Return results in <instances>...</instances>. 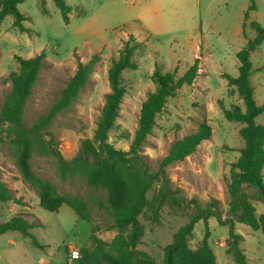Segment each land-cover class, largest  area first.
<instances>
[{"label": "rangeland", "instance_id": "rangeland-1", "mask_svg": "<svg viewBox=\"0 0 264 264\" xmlns=\"http://www.w3.org/2000/svg\"><path fill=\"white\" fill-rule=\"evenodd\" d=\"M66 1L72 7L69 23L64 21L54 0H46L47 13L42 11L41 0L19 3L20 11L30 18L24 21L30 32H21L13 26L11 14L0 21V110L11 89L10 74L19 67L17 55L31 57L42 50L46 53L25 108L24 120L32 124L51 107L78 63L97 53L99 60L88 83L72 107L60 113L48 128L67 159L78 153L83 138L93 136L105 96L110 90L108 68L131 34L137 40H145V45L134 56L138 67L123 71L127 92L116 124L109 132V141L118 149L128 150L130 147L141 104L148 92L155 88L151 75L156 63L163 71L176 70L179 76L195 58H199L198 75L191 84L183 85L167 100L141 148L150 170L158 171L161 159L176 139L195 131L204 119L212 126V136L203 140L194 153L164 169L170 187L182 194L184 203L179 207L166 203L160 210L159 223H152L144 213L140 215L145 233L138 247L161 261L163 247L197 212V205L206 208L215 202L223 220L228 216L230 163L237 159L239 149L244 146V139L238 132L243 123L226 119L219 101L225 107L237 103L244 109L239 95L229 94L227 80L222 74H239L236 52L244 45L245 37L238 17L247 0H198V3L197 0ZM225 2L231 4L226 8ZM260 3L264 8V2ZM200 17L203 25L199 23ZM213 17L221 20L219 25L211 23ZM246 32L251 35L249 29ZM261 95L262 90L256 89L254 97L259 103L264 101ZM262 118L258 116L257 121ZM31 162L36 174L49 179L59 191L87 200L92 218L91 221L80 218L66 204L57 211L40 207L36 190L23 180L19 172L13 148L0 139L1 179L16 194L23 196L26 203H0V220L16 214L26 215L31 220L40 219L42 226L34 227L32 232L43 245L42 248L36 247L31 238L19 231L0 234V264H80L83 249L91 247L93 225L98 226L96 233L106 241L116 233L110 227L112 217L96 203L98 196L105 202L106 194L96 191L79 177L60 178L56 162L47 152L35 151ZM160 185L161 181L154 182L147 192L149 199L157 193ZM255 203L259 211H264L262 201L256 200ZM209 226V242L217 255V264H235L232 254L226 253L228 225L220 224L211 216ZM235 227L244 235L242 247L249 257V264H264V232L240 222ZM204 232V222L199 220L189 238L191 247L199 244ZM72 248L80 251L79 258H71Z\"/></svg>", "mask_w": 264, "mask_h": 264}, {"label": "trees", "instance_id": "trees-1", "mask_svg": "<svg viewBox=\"0 0 264 264\" xmlns=\"http://www.w3.org/2000/svg\"><path fill=\"white\" fill-rule=\"evenodd\" d=\"M23 1L0 0V21L11 14L14 17L13 26L21 32H30L31 29L24 24V21L30 18L18 7ZM54 2L64 21L69 23L71 5L66 0ZM45 5L46 0H41L42 11L47 13ZM255 9V1L250 0L242 24L247 41L236 52L239 74H222L227 80L229 94L237 93L244 104V109L237 103L225 107L223 102L219 101L226 119L243 123L238 132L244 139V146L239 149L238 158L230 163L227 182L228 216L223 220L215 202L209 203L206 208L197 205V212L174 232L172 241L163 247L161 261L155 260L150 253L138 247L145 233L140 215L144 213L146 219L159 223L160 210L166 203L173 207L184 203L182 194L170 187L164 169L167 165L194 153L203 140L212 136V126L204 119L195 131L176 139L161 159L158 171L150 170L145 156L141 154V148L155 125L157 114L163 110L167 100L183 85L191 84L198 75L199 58H195L179 76L176 70L163 71L156 63L151 75L155 88L148 92L141 104L138 126L130 147L128 150L118 149L109 141V132L116 124L122 100L127 92L123 71L138 67L134 56L136 51L145 45V40H137L131 34L108 68L110 90L105 96L93 136L83 138L78 153L67 159L48 128L60 113L72 107L80 91L88 83L99 56L94 53L87 61L78 63L76 71L60 90L51 107L32 124H27L24 120L25 108L46 53L42 50L31 57L16 56L19 67L10 74L11 89L0 110V139L7 141L13 148L19 172L23 180L36 190L40 207L57 211L66 204L80 218L87 221L92 218L87 200L62 193L49 179L36 174L31 162L35 151L47 152L53 156L60 178L67 180L79 177L96 191L106 194L105 202L98 196L96 203L112 217L110 227L115 229L116 233L110 241H106L96 233L98 226L93 225L90 235L91 247L83 249L80 264H217V255L209 242L211 216L216 217L220 224L229 227L226 253L232 254L235 264H249V257L242 247L244 235L237 231L235 226L240 222L264 232V212L258 213L255 203L256 200L264 203V123L257 121V116L264 113V101L259 103L255 99L251 81L254 71L251 54L264 41V25L250 19V13ZM248 28L254 31L253 37L248 36ZM46 135H49V138ZM156 181H161L160 188L149 199L147 192ZM9 201L26 204L23 196L16 194V191L1 179L0 169V203ZM199 220L204 222V236L196 247H191L189 238ZM37 226H42L40 219L31 220L26 215L16 214L0 220V234L19 231L23 236L31 238L36 247L42 248L43 245L32 232Z\"/></svg>", "mask_w": 264, "mask_h": 264}, {"label": "crops", "instance_id": "crops-1", "mask_svg": "<svg viewBox=\"0 0 264 264\" xmlns=\"http://www.w3.org/2000/svg\"><path fill=\"white\" fill-rule=\"evenodd\" d=\"M181 1V0H180ZM255 1V4H256V9L251 11L250 13V19H254V20H257L259 21L261 24L264 25V8H262V5H261V1L264 2V0H254ZM179 2V1H178ZM180 3V2H179ZM197 3H198V0H197ZM231 3L230 2H225L224 5L226 6V8L230 5ZM250 4V0L248 2V0L246 1V3L243 5V7L240 9V13H239V17H238V22H239V25L242 27V24H243V19H244V13L246 11V9L248 8ZM219 14V13H218ZM217 14V15H218ZM212 16V14L210 15ZM209 16V17H210ZM219 17V16H218ZM218 17H213L212 18V21L211 23H215L217 25H219V23L221 22V20H219ZM217 18V19H216ZM199 23L201 25L204 24V21L203 19H201V17L199 18ZM249 29V28H248ZM247 29V30H248ZM250 34L249 37H253L254 36V31L250 30ZM253 34V35H252ZM245 37V36H244ZM247 39L245 38V43H246ZM244 43V44H245ZM251 59H252V62H253V67H254V71L251 75V81H252V84L254 86V94H255V91L256 89L258 90H262V97L264 98V41L262 42V44L252 52L251 54ZM254 80H257V83L255 84L254 83ZM264 100V99H263ZM260 117H263L261 119V123H264V113L258 115ZM257 116V117H258ZM243 147V146H242ZM239 154H240V151H238ZM239 156V155H238ZM238 158V157H237ZM235 161V160H234ZM233 162V161H232ZM263 176H264V168H263ZM256 207L258 208V204L256 203ZM257 212L258 213H261V212H264V211H259L257 209ZM238 223V222H237Z\"/></svg>", "mask_w": 264, "mask_h": 264}, {"label": "built area", "instance_id": "built-area-1", "mask_svg": "<svg viewBox=\"0 0 264 264\" xmlns=\"http://www.w3.org/2000/svg\"><path fill=\"white\" fill-rule=\"evenodd\" d=\"M80 251L78 250V249H75V248H72L71 250H70V256H71V258L72 259H77V258H79L80 257Z\"/></svg>", "mask_w": 264, "mask_h": 264}]
</instances>
